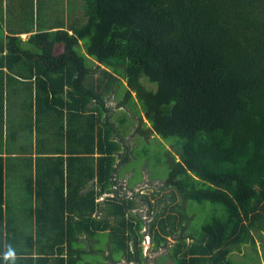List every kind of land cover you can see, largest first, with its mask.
I'll return each mask as SVG.
<instances>
[{
    "label": "trees",
    "instance_id": "obj_1",
    "mask_svg": "<svg viewBox=\"0 0 264 264\" xmlns=\"http://www.w3.org/2000/svg\"><path fill=\"white\" fill-rule=\"evenodd\" d=\"M49 4L0 0V142L28 170L27 217L37 225L22 246L7 213L0 151V264H80L86 255L120 264L118 253L135 263L145 223L153 251L178 239L174 264H235L232 253H258L264 0H67L57 16ZM143 114L137 146L149 135L160 143L171 189L147 221L130 214L138 193L129 184L131 194H122L119 180L135 157L128 138ZM177 198L211 205L199 232L185 227L191 216Z\"/></svg>",
    "mask_w": 264,
    "mask_h": 264
},
{
    "label": "rangeland",
    "instance_id": "obj_2",
    "mask_svg": "<svg viewBox=\"0 0 264 264\" xmlns=\"http://www.w3.org/2000/svg\"><path fill=\"white\" fill-rule=\"evenodd\" d=\"M47 3H51L48 6V10L51 11L50 13L52 15H59L61 12L60 10L67 6V0H46ZM78 2L81 0H77ZM46 5V4H45ZM54 13V14H53ZM50 14V15H51ZM71 16H68V20L71 19ZM28 35H23L22 37L24 39H27ZM147 81V80H146ZM152 88H156V84H151ZM116 101H113L110 103V106L114 109H116ZM144 121V122H143ZM144 123H147V119L145 115L143 114V120L141 122L138 120V122L133 126L130 136L128 138V144L130 147H135V157L131 162H128L126 165L121 168L120 171V183L123 186L122 194H128L130 195L131 192L129 190V184H131V188L135 189L134 191L138 194L136 195L138 203L136 204L135 210L131 211L130 214L138 216L139 218H143L146 221L151 219V215L155 214L157 211L160 212L162 210V207L167 205L165 203H168L170 198V192L171 189L165 190V180L168 177V167L165 164H160L159 160H162L164 157V150L162 149L160 143H153L149 140L152 139V135H149L150 137L146 138L147 141L141 140L140 145H138V134L141 132V129L144 128ZM155 139V138H154ZM158 140H161L164 145L169 146V149L171 150V141L169 140H162V138H158ZM149 141V142H148ZM153 143V144H152ZM137 146V147H136ZM146 152L148 155H146ZM165 160V159H164ZM163 160V161H164ZM145 162H147V165H144ZM27 173L28 170H25ZM20 177V176H18ZM154 177V178H153ZM21 178V177H20ZM8 190H7V200L10 207V211H12L11 217L17 216L23 212H25L24 208H27V205H30L25 192L22 191L23 188V181L22 179L16 178L11 172L8 174ZM140 193H143L144 195L151 198V201L154 205L153 211L149 210V205L147 204V201L145 200L144 196ZM153 193H158L155 196H153ZM166 201H163L160 203V205L157 204V200L161 198L162 196H166ZM181 202L182 209L183 205L185 208H187V214L191 216L189 221L185 223V227L189 229L190 226L195 227V230L198 232L201 229V225L203 222L212 214L210 211L211 205L208 203H204L203 205H200L199 203L192 201V200H186L177 198L176 203ZM175 203H169V207L172 206ZM150 213V214H149ZM167 213H171L170 210H167ZM166 213V214H167ZM166 214L163 215V217H166ZM174 215H178L176 212H173ZM23 220V228L24 230L29 231L31 227H33V223L30 221V219H27V216H23L21 218ZM191 220L194 221L193 223H189ZM193 228L190 230V232L194 233L195 231ZM141 233L145 235L144 239H140V243L142 248L144 249L140 255L138 256V262H132L129 264H147V252H152L149 254V263L148 264H174L173 260V252L171 248L175 245L177 242V238L174 236H171L169 238V245L168 247H161L159 248V251H153L154 248V241L152 240L151 236L149 235V229L148 224L145 223L144 227L141 229ZM182 235H188V233L182 232ZM81 240V239H80ZM82 241H86V238L82 239ZM192 239L189 237L188 242H191ZM88 245H91L92 242L86 241ZM107 244V243H106ZM258 253H255L253 249H246L243 254L239 253H232L230 256V259L235 264H264V246L263 241H260L259 243ZM105 246V245H104ZM106 248V255L110 253L109 247ZM246 248V247H245ZM146 252V254H145ZM116 260H122L124 256L123 254H116L115 255ZM80 262V264H112L109 261H106L105 263V257L103 255H86ZM120 264H123V263ZM127 263V261H125ZM124 263V264H126Z\"/></svg>",
    "mask_w": 264,
    "mask_h": 264
},
{
    "label": "crops",
    "instance_id": "obj_3",
    "mask_svg": "<svg viewBox=\"0 0 264 264\" xmlns=\"http://www.w3.org/2000/svg\"><path fill=\"white\" fill-rule=\"evenodd\" d=\"M15 120V121H14ZM17 122H18V117L17 118H13V122H11V133L12 132H14V129L16 128V127H18V125H17ZM9 123V122H8ZM14 128V129H13ZM6 129L9 131V124H6ZM8 142H7V140L5 141V140H2V142H0V151H3V153H2V155L6 158V165H7V176H6V181H5V198H6V207H7V213H8V216H11L12 215V211H10V207H9V204H8V200H7V190H8V181H9V179H8V174H9V172H11L16 178H18V179H22V181H23V188H22V191H24V177H23V172L25 173V166H19V167H15V160H12V159H14L15 157H12L11 155H10V152H8V148H7V146H8ZM16 150H18V149H20V142H19V140H18V142H17V144H16V148H15ZM13 156H17V157H19V155H13ZM18 176H20V177H18ZM106 197V195H103V196H101L99 199H98V201L100 202V201H102L104 198ZM24 210H25V212H23V213H21V214H19V215H17L16 216V222H17V225L19 226V231L20 232H22L21 234H22V241H20L21 242V244H22V246H25V242L27 241V240H25V239H27L26 238V236H28V235H26L25 233H24V231H26V232H28L27 230H24V228H23V220L21 219L24 215L25 216H28V213L27 212H29V210H30V208L29 207H27V208H24ZM27 219H28V217H27ZM34 222H32L33 223V227H31L30 228V230H36V227H37V225H36V222H35V220H33ZM29 230V231H30ZM84 238H86V236H82L81 237V240L82 239H84ZM89 241V239H87L86 238V241ZM86 241H83V242H85L86 243ZM86 246H89L88 245V243H86ZM105 260V263H107L106 261H109V262H111L112 264H113V262L112 261H110V260H107V259H104ZM123 264L124 263H126L125 261L124 262H122ZM130 263H132V262H130ZM99 264H103V263H99ZM126 264H129L128 262L126 263Z\"/></svg>",
    "mask_w": 264,
    "mask_h": 264
}]
</instances>
